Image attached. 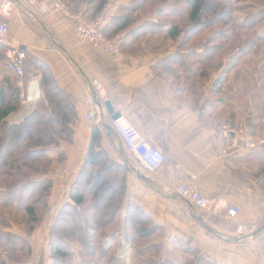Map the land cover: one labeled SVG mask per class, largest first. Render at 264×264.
Wrapping results in <instances>:
<instances>
[{"label": "crops", "instance_id": "0c3cea01", "mask_svg": "<svg viewBox=\"0 0 264 264\" xmlns=\"http://www.w3.org/2000/svg\"><path fill=\"white\" fill-rule=\"evenodd\" d=\"M110 3L107 22L126 15L131 0ZM147 21L157 22L147 14L132 22L129 29ZM9 37L43 63L71 102L76 117L71 124V144L65 149L61 146L66 152L65 163L51 175L50 204L61 205L65 201L69 181L62 173H69L73 181L91 131L97 128L100 148L110 159L126 166L127 201L150 217L163 233L189 243L200 256L215 264H264V148L246 150L241 145L245 138L264 131V81L257 80L256 70L250 81L252 91L243 93L248 109L240 111L237 103L238 114L234 115V127H230L218 125L223 122L219 109L207 110L201 107L203 102L192 101L189 92L181 91L180 79L165 77L153 68L172 53L175 45L169 46L170 40H166L169 45L165 48L164 43H156L154 37L147 35L139 43L143 49L133 53L129 34L121 53L102 52L76 38L73 21L60 15L45 20L20 0H16L10 20ZM33 78L39 94L33 101L23 100L27 104V110L23 107L25 115L42 102L46 107L39 87L40 73L35 72ZM93 79L103 84L104 101L97 98L91 86ZM235 83L242 87L232 71L228 85ZM105 102L110 103L112 114ZM89 110L94 114L92 120L86 117ZM113 114L134 126L164 154L160 168L147 172L139 166L112 129ZM190 178L203 195L222 199L226 208L236 206L239 213L228 220L227 209L213 215L195 208L174 192L176 184ZM44 228L40 226L38 233H44ZM33 260L47 263L46 250L37 249Z\"/></svg>", "mask_w": 264, "mask_h": 264}, {"label": "trees", "instance_id": "16d2710c", "mask_svg": "<svg viewBox=\"0 0 264 264\" xmlns=\"http://www.w3.org/2000/svg\"><path fill=\"white\" fill-rule=\"evenodd\" d=\"M60 1L71 12L93 18L110 0ZM126 10V15L105 21L103 33L110 37L129 29L141 11L150 15L157 22L147 21L128 30L131 51L136 53L143 49L139 47L143 36H162L157 43L170 40L175 45L172 53L153 68L165 77L180 79L179 89L189 92L192 101L203 102L201 107L219 109L223 122L218 125L234 127L237 103L240 111L248 109L243 93L252 91V72L256 70L257 80L264 81V0H131ZM214 14L222 27L206 34L199 43L192 42L194 37L197 39L208 30L206 26L214 20ZM168 17V21L159 20ZM126 41L127 38L122 46ZM5 50L6 47L0 45L4 60ZM24 52L22 85L13 83L7 75L0 79V136H3L0 165L6 168L0 171V208L7 206L22 213L18 222L14 217H0V264H27L31 256L30 243L23 235L8 229L17 222L22 233L28 235L43 221L53 186L49 176L52 158L47 150L58 147L61 140H72L71 124L76 118L71 102L61 93L48 69L27 50ZM232 71L242 87L237 83L228 85ZM35 72L40 73L39 87L47 112L35 109L18 122L6 123L10 115L20 111L22 87ZM98 140L99 131L94 128L82 165L67 192L74 204L65 201L54 214L48 242L51 264H121L111 246L101 248V244L105 237L117 240L109 226L122 209L125 221L136 226L135 230L132 228L125 233L127 244L135 251L133 264H177L178 258L168 256L159 263L156 261L159 255H153L150 261L144 258L159 242L135 247L138 240L151 237L161 228L137 206L126 201V166L110 159ZM18 151L22 152L15 156ZM61 154L59 151L57 157L62 158ZM76 209L84 212L87 224L80 223L81 214ZM74 242L80 246L77 250L72 247ZM172 244H177V249H182L181 253L186 255L184 260L180 259V264H215L200 256L187 242L175 239ZM17 254L23 255L24 260L17 262L14 256Z\"/></svg>", "mask_w": 264, "mask_h": 264}, {"label": "built area", "instance_id": "2783aa9c", "mask_svg": "<svg viewBox=\"0 0 264 264\" xmlns=\"http://www.w3.org/2000/svg\"><path fill=\"white\" fill-rule=\"evenodd\" d=\"M33 13L39 17L48 20L53 15H60L74 23V34L76 38L84 43L90 44L93 48L102 52L119 54L121 46L128 37V29H123L114 35L107 37L103 33V26L106 18L112 8V4L107 2L102 10L93 18H86L81 12L73 13L68 6L60 0H20ZM16 10V0H0V45H4L6 50L5 68L7 73L15 78H19L23 74V65L25 60V52L18 44L9 37L10 20ZM153 75L152 72H149ZM91 86L100 101H104L105 89L103 84L98 79L91 81ZM23 100L29 99V92L21 93ZM86 102L89 99L85 100ZM25 104V103H24ZM86 117L92 120L94 117L93 111L89 110ZM112 129L121 141L123 147L135 159V161L147 172H154L160 168L164 161V154L156 147L149 144L146 138L130 123L117 118L112 121ZM242 148L246 150H255L264 148V131L257 133L251 137L245 138L241 142ZM64 179H67L68 174L64 172ZM65 184L61 185L64 189ZM174 192L187 199L198 210L220 215L226 210L225 217L232 220L239 213L236 206L226 208V203L222 199L207 197L203 195L197 188L194 180L190 178L186 182L178 183L174 186ZM68 201L72 204L73 201L68 197ZM53 212V208H50ZM121 258L123 264H129L128 252L124 249Z\"/></svg>", "mask_w": 264, "mask_h": 264}, {"label": "rangeland", "instance_id": "374dc122", "mask_svg": "<svg viewBox=\"0 0 264 264\" xmlns=\"http://www.w3.org/2000/svg\"><path fill=\"white\" fill-rule=\"evenodd\" d=\"M216 12V11H215ZM144 14V11H141L138 16L136 17V19H138L139 17L141 18ZM215 15V18L213 21H210L208 24V26H206L208 30H206L205 32H203L202 36L201 37H198L196 39V37H194L192 39V42H196V43H199V41L203 40L206 36V34L208 33H212L213 30L217 29V28H221V24H218L220 23L218 21V18H217V14H214ZM214 17V16H213ZM170 17H168V19H165V18H160L159 20L161 22L163 21H168L170 20L169 19ZM174 18V17H171V19ZM207 19V18H206ZM147 36H143L141 38V40H144L146 39ZM153 39V38H151ZM154 39H156V43L158 42L157 39H162V36H154ZM140 40V41H141ZM138 44V43H137ZM166 46L165 48L169 46H173L174 44L173 43H166V40H165V43H164ZM162 44V45H164ZM138 53V52H136ZM139 55V54H138ZM148 57V56H147ZM151 58L154 57V56H150ZM5 63L6 61L3 59V57L1 56V52H0V79L7 75L8 78L15 84H22V76L19 77V78H15L13 77L11 74L9 73H6V68H5ZM34 78L31 77L30 80L26 83V85L24 87H22V92L26 93L27 91V87H29V83L31 81H33ZM35 82V81H33ZM207 96V94L205 95ZM204 96V97H205ZM212 101V99H211ZM197 103L200 102V101H196ZM27 106V104L25 105L24 102H23V99H22V106H21V109L20 111H18L17 113L15 114H12L10 115L7 119H6V123H15V122H18L19 120H21V118H23V116L25 115V113H23V107L25 108ZM30 108V107H29ZM27 110V107L25 108ZM37 110H40L42 112H47L46 110V107L44 106V102H42L41 104H38V107L36 108ZM218 114L219 112H221L220 110L217 111ZM27 115V114H26ZM217 123V122H216ZM1 135V134H0ZM3 139V136H0V142L1 140ZM72 140L70 139L69 141H59V144H58V147L54 146V147H50L47 152L49 154V156H51L52 158V161H51V165H50V174L49 176L51 177V175H54V173L56 174L57 173V169L63 165L65 163V159H66V152H65V146H69L71 144ZM61 146H63V148H61ZM61 148V149H60ZM68 148V147H67ZM25 150V149H24ZM61 151L63 154L62 155V158L59 156V158L57 157V153ZM22 152V151H18L15 153V156L19 155V153ZM58 158V159H57ZM2 166L0 165V171H3V170H6V168H1ZM23 171H26V169L22 168ZM79 171V170H78ZM78 171H76L75 175L77 176V173ZM67 173L66 171H63L62 174ZM68 176H69V173H67ZM74 175V174H73ZM64 177V176H63ZM67 182L68 185H69V188L70 186L72 185V182L71 181L72 179L70 177H67ZM76 177H74L73 180H75ZM53 181V180H52ZM51 196V195H50ZM50 199V197H49ZM125 199L127 201V198H126V195H125ZM66 202H69L68 201V197L67 195L65 196V199H64ZM64 201V202H65ZM128 202V201H127ZM72 204V203H71ZM61 205H58V204H50L49 200H48V203L46 205V208H45V212H44V218H43V221L40 223L39 227L40 226H43V227H46V230L44 228V233L40 234L38 233V228H36L33 232H31L30 234H24L22 233V231L20 230L21 225L18 224V220H20L21 216H22V213L21 212H14L10 207H4V208H0V217L1 219H5V217L7 218H12L14 217L13 219L16 220L17 222L15 223L16 226H13L12 228L8 229L9 231L13 232V233H16V234H20V235H23L24 238H26L28 240V242L30 243L31 245V256L30 258L28 259V262L27 264H34V260H33V255L37 252V249H39V251H43L44 249L46 250L47 252V257H48V260H47V263L45 264H51V260L49 258V245H48V242H49V230H50V227L52 225V221H53V218H54V214L57 212V210L60 208ZM50 208H53V212L51 213L50 212ZM80 212L81 216L79 217V219L81 220V224L84 223V224H87L85 222V216L84 215V212H82V210H79V209H76ZM77 211V212H78ZM78 212V213H79ZM125 211L122 209L118 212L116 218H114V220L112 221V223L110 224L109 228H112V231H114V236L113 238H116L117 240H111L109 237H105L104 239H102V247L101 248H108L111 246L112 248V252L114 254V256L120 260L121 264H123V260L121 258V255H122V251L123 253L125 252L124 249H126V251L128 252V260H129V264H133V257H134V253L135 251H132L131 250V247L129 246V244H127L126 240H125V233L126 231L130 230L133 228V230L136 229V226L133 222H129L127 223L125 221ZM10 218V219H11ZM13 220V221H14ZM83 224V225H84ZM141 226V225H140ZM139 226V227H140ZM20 227V228H19ZM86 227V226H85ZM131 227V228H130ZM53 228V227H51ZM56 228V227H55ZM146 228V227H145ZM139 229V228H138ZM40 231V230H39ZM171 234L167 233V232H164L162 230L158 231L156 234L152 235L151 237L149 238H145V239H140L138 240V243L135 244V247H145L146 243H155V242H159L158 245L155 246V250H152L151 252L147 253L144 258L149 260V258H151L153 255H159L158 257H156V261L159 263L161 261H163V259H166L165 257H170V258H173V259H177L178 258V263L177 264H180L182 262V260L180 259H183L185 258L186 255L182 254L181 251L182 249H177V244H172V242H174L175 240V237L173 238L172 236H170ZM114 242V243H113ZM74 250H77L78 248H80L79 244L77 242H74L72 244ZM129 246V247H128ZM43 253V252H42ZM16 257V261L17 262H20L22 260H24V256L21 255V254H17V255H14ZM165 256V257H164ZM35 257V256H34ZM15 261V260H13ZM181 261V262H179ZM156 262V263H157ZM176 262V260H175ZM35 264H37L35 262ZM41 264H44V262L42 261Z\"/></svg>", "mask_w": 264, "mask_h": 264}, {"label": "bare ground", "instance_id": "6f19581e", "mask_svg": "<svg viewBox=\"0 0 264 264\" xmlns=\"http://www.w3.org/2000/svg\"><path fill=\"white\" fill-rule=\"evenodd\" d=\"M28 92H29V99L27 100V102H29V100L33 101V100L38 98V94L39 93H38V87H37V83L36 82H32L30 84Z\"/></svg>", "mask_w": 264, "mask_h": 264}, {"label": "water", "instance_id": "95a60500", "mask_svg": "<svg viewBox=\"0 0 264 264\" xmlns=\"http://www.w3.org/2000/svg\"><path fill=\"white\" fill-rule=\"evenodd\" d=\"M105 106H106V108L108 109V111L112 114V113H113V110H112V108H111L110 103H109V102H105ZM118 117H119L118 114H113L112 119L114 120V119H116V118H118ZM128 247H129V246H128Z\"/></svg>", "mask_w": 264, "mask_h": 264}]
</instances>
